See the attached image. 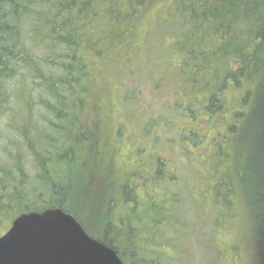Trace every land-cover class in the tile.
<instances>
[{"label": "trees", "instance_id": "1", "mask_svg": "<svg viewBox=\"0 0 264 264\" xmlns=\"http://www.w3.org/2000/svg\"><path fill=\"white\" fill-rule=\"evenodd\" d=\"M167 1L150 5L146 0H0V233L25 212L54 207L73 211L72 207L81 214L68 192L99 187L97 216L105 215L94 224L98 227L104 220L103 236L93 237L113 247L125 264H236L239 257L233 258L243 251L241 239L242 247H227L220 238L227 226L219 225L223 214L233 213L234 194L218 184L212 189L209 183L187 192L188 180L193 179L188 166L183 175L174 166L177 174L165 182L166 157L157 156L154 164L149 151L144 164L134 159V151L142 155L146 146L156 149L173 139L161 137L157 127L165 131V118L156 113V122L149 121L153 113L138 106L137 86H127L126 91L121 77H138L134 72L146 69L147 60L130 66V53L137 50L141 23L147 21L146 39L155 25L165 53V62L158 58L157 63L167 64V81L187 100L184 110L182 101L174 98L173 110L188 114L197 106L207 117L220 116L214 121L216 135L224 111L233 118L224 125L231 133L237 121L248 117L258 131L253 161L264 168V122L256 120L264 119V96L245 87L264 85V0ZM149 46H141L146 58ZM172 54L175 64L169 61ZM123 57L125 63L120 61ZM115 68L118 86L127 93L118 95L116 89L119 120L110 129V114L104 112L102 101L109 96ZM154 73L150 71L148 79ZM160 78L154 79L158 90ZM101 110V116L83 117ZM138 116L145 120L137 126ZM129 125L142 140L131 146L132 162L121 155L125 164L117 165L109 147L120 155L117 147L131 141ZM100 129L99 144L90 132ZM186 131L173 128L175 136L166 129L189 162L185 143L194 135ZM212 170L209 165L202 171ZM147 183L158 191H148ZM260 220L264 223V216ZM195 226L200 228L189 238L187 231ZM222 254L230 256L228 261Z\"/></svg>", "mask_w": 264, "mask_h": 264}, {"label": "rangeland", "instance_id": "2", "mask_svg": "<svg viewBox=\"0 0 264 264\" xmlns=\"http://www.w3.org/2000/svg\"><path fill=\"white\" fill-rule=\"evenodd\" d=\"M146 3L150 5H153V3L167 5L169 4V1L146 0ZM146 22L147 21L141 23L140 29L136 33V42L138 43V47L136 48V51H131L130 57L132 58L130 59L131 62L129 63L130 66H134L137 64H142V62L147 60L148 63H146V69L143 71L135 72L133 71L135 70V68L130 69L132 70V72H134V74L137 72L138 77L133 74H128L127 76L121 77V82L126 87V91L127 86H132L134 84L137 86V92L139 95L137 100L138 106L142 108V111H145V109H149L153 113L149 119V121L153 119L151 122H156L155 119L157 114H161L162 117L165 118V131L161 126L157 127V129L160 132L161 137L172 138L173 141H166V143L161 142L156 149H153L151 147L148 149V146H146L144 149H142V155L134 151V159L136 161L143 162L144 164L146 161H143V159L149 155V151L152 155L150 158H153L152 162L154 164L157 162V156L163 159H165L164 157H166L169 162L165 163L164 166L165 173L162 181L165 182L172 173L177 174V172L173 168L174 166L177 167L179 173H181L182 175L188 172V166L192 170L193 179L188 180L189 183L185 187V190L187 192H191L192 190H200L202 187L207 188L208 183L210 184V187L212 189H214L215 185L218 184L220 187L231 190L234 194V196L232 197L234 198L233 213H226L225 215L223 214L221 220L219 221V225H221L220 228H225V226H227L228 229V232L225 231L227 233L224 234L223 237L220 234V238L222 239V241H224L227 247L228 243H231L230 245H238V247H240V244H238V242L241 239V243L243 244L244 248L242 252H239L237 254V256L234 255L235 257L233 259H237V257H239L237 261H235L236 264H257L259 260V254L255 249V241L257 239L254 237L258 236V233L263 229L262 226H264V223L260 220V217L264 216V176L261 174L264 168H259L253 161L255 154L254 151L256 150L257 144L259 143V141L256 139V134L258 131L253 125L252 120L248 119V117H244L240 119L239 123L238 121L236 122V131L234 133H231L228 129L224 128V125L229 124L233 120V118L228 111H224L221 116V129L218 130V134L216 135V124L214 121L220 120V116L207 117L203 109L198 108L197 106L190 107L187 112L188 114L183 113V111H174L173 108L174 106H176V100H174V98H176L177 101H182V108L184 107V110L187 109L185 107L187 104V100L185 95L181 91H178L177 88L175 89V86L173 85L174 83L167 81L169 73L166 69L167 64H164L165 60L163 56L165 53L163 49H161V41L163 40H160L156 35L155 25H152V28L150 30V34L151 31L152 34L148 38L149 40L145 38L147 34L145 31ZM133 26L134 25H132V27ZM148 44L150 46L147 48L146 52L149 54L146 58V56L144 55L145 51L142 50L143 54L141 52V46H147ZM130 57H128V59ZM158 58L160 61L164 62H162V64H158ZM120 61L122 63H125L126 58L123 57L120 59ZM169 61L170 63L175 64L176 54L170 55ZM115 69L117 73L118 69ZM119 70H122V68H120ZM153 70H156V73H154L151 79H148L150 77V71ZM158 70L160 71L159 74L157 72ZM160 75L162 87L160 88V90H158L156 88L157 84L154 82V79H156ZM118 77L119 75L117 73L116 76H112V78H110L112 83H108L110 87H108L107 89L109 96L104 98V100L102 101V106L105 105L104 112L110 114L107 117V124L110 129L114 125H116L119 120V115L115 107V105H117V90L118 95L127 93L125 90L121 91V89L119 88ZM245 87L247 90H256L257 94H259L260 96H264V85L259 86L257 84H246ZM85 97L89 101L90 92L86 93ZM200 99V97H196L195 102L200 104ZM129 102L133 103L131 102V100ZM97 114L98 116H101L102 110L94 113H85L83 117L91 118L92 116H95ZM146 116H148V114H146ZM186 118L190 119L191 121L197 122L192 123ZM120 120L126 121L124 118H120ZM144 120L145 119L141 116L136 117L137 126L143 123ZM209 120H212L213 122H203ZM256 120L257 124H262L264 122L263 118H256ZM172 127L176 129L177 133H180L181 131L186 133V130L190 129V131L194 135L189 137V142L185 143V148L188 150L189 158H191L189 162H185L186 158L184 156V152L182 154V149L179 146V142L177 141L175 143L174 136H168V134L166 133V129L168 128H170L171 133H173ZM128 131L131 132L128 139H131V141L127 142V140H125L122 143L124 148L117 147L120 155L116 154L115 150L112 147H109L110 153H113L116 158L117 165L125 164V159L122 156L126 157L127 163H131L132 159L131 155L129 154L131 146H136L142 140V135L137 131L131 130L130 125ZM102 132L103 131L101 129L96 132H90L92 134V140H97V142L100 144L99 136ZM109 133L111 137H113L114 132L109 131ZM174 135L177 136L176 133ZM82 146L86 145L83 144ZM219 150H221V155H219ZM209 165L210 168L214 166L215 170H212L213 172L207 173L205 171H202ZM146 176L149 181L154 179L153 175ZM113 177H111L110 180H112ZM221 180L226 184H222L220 182ZM179 182L180 181H177L176 184H178ZM147 185L149 188L148 191H158L157 188L151 183H147ZM226 185L229 186L225 187ZM178 186L180 188H183V183L180 182ZM85 190L86 189L84 188H76L73 189V191L70 190L68 193L71 195L73 206L76 205L80 207L81 214L79 216L82 218V221L87 222L85 223L87 230L92 236H96L99 238L103 236V227H101V224L104 220L102 219L99 222L98 227L94 224V221L100 220L101 217L105 215V213L103 212L102 216H97L102 197V188L98 187L88 192H85ZM112 191L117 192V189L113 188ZM211 197H213V195H211ZM71 209L74 211L72 207ZM115 214L117 215V212ZM188 215H192L190 211H188ZM88 222L92 225H90ZM199 228L200 226H195L192 227L190 231H187L188 237L190 238L194 236V230H199ZM222 255L224 260L228 261L230 256L226 257L224 254ZM231 263H233V261H231Z\"/></svg>", "mask_w": 264, "mask_h": 264}, {"label": "water", "instance_id": "3", "mask_svg": "<svg viewBox=\"0 0 264 264\" xmlns=\"http://www.w3.org/2000/svg\"><path fill=\"white\" fill-rule=\"evenodd\" d=\"M0 264H125L59 208L18 217L0 237Z\"/></svg>", "mask_w": 264, "mask_h": 264}, {"label": "flooded vegetation", "instance_id": "4", "mask_svg": "<svg viewBox=\"0 0 264 264\" xmlns=\"http://www.w3.org/2000/svg\"><path fill=\"white\" fill-rule=\"evenodd\" d=\"M262 228L263 229L258 233V236L257 237H254V238L257 239L255 241V244H256L255 245V249H256V251L259 254V260H258L257 264H264V226H262ZM230 247H231V249H234L236 251V249L234 248V246H230Z\"/></svg>", "mask_w": 264, "mask_h": 264}]
</instances>
